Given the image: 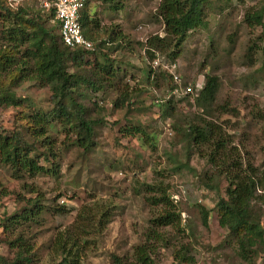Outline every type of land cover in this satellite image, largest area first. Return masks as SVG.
<instances>
[{
    "label": "rangeland",
    "instance_id": "1",
    "mask_svg": "<svg viewBox=\"0 0 264 264\" xmlns=\"http://www.w3.org/2000/svg\"><path fill=\"white\" fill-rule=\"evenodd\" d=\"M157 4L158 0L88 2L96 24L88 26L89 33L105 40L111 36L121 44L117 51L109 52L121 67L113 78L118 90L115 86L106 87L103 93L82 90L84 102L97 104L90 117L101 121L93 127V144L87 150L76 145L71 128L47 132L56 157L39 158V163L46 167L51 161L57 164L55 176L26 174L16 178L9 166L0 164V255L13 257L14 249L4 240L20 234L34 253L35 264H57L63 256L57 237L80 232L76 250L79 264H112L113 255L123 264H135L132 248L144 240L149 220L162 208L153 204L152 197L165 188L174 212L179 214V224L158 228L164 241L153 249L154 264H186L173 258L180 245H188L192 264H264V251L250 262L240 259L226 228L218 224L215 204L219 197H225L227 180L202 157L204 148L200 153L184 135V127L203 114V107L193 103L196 95L184 96L179 90L183 84L202 85L205 74L215 76V110L208 119L229 134L243 160L259 165L264 159V38L259 36L261 28L247 25L243 17L248 10L264 6V0H203V23L186 33L174 59L179 84L171 76L159 79L155 86L146 80L152 58L145 52V42L154 34L163 36ZM8 22L0 17V47L19 57L25 43L18 38L5 41L7 28L13 27ZM51 23L52 19L45 26ZM172 45L154 50L160 61H170L166 53ZM7 82L8 78H1L0 89ZM123 84L130 91L126 106L113 109L112 101ZM171 85L177 89L173 94ZM12 93L26 99L31 109L51 108L47 85L24 81ZM170 95L173 99L183 96V100L175 102L171 110L164 105L159 110L156 104ZM25 105L0 104L1 135L20 133L32 140V130H27L26 121L20 118L29 111ZM130 124L144 128L148 138L140 133L123 136L120 129ZM35 147L34 153L44 151L37 142ZM35 196L42 205L38 222L15 224L11 233L2 230L5 216ZM253 206L264 230V205L253 201ZM204 211L205 226L201 220Z\"/></svg>",
    "mask_w": 264,
    "mask_h": 264
},
{
    "label": "trees",
    "instance_id": "2",
    "mask_svg": "<svg viewBox=\"0 0 264 264\" xmlns=\"http://www.w3.org/2000/svg\"><path fill=\"white\" fill-rule=\"evenodd\" d=\"M89 1L85 0L79 12L81 32L85 38L92 41V48L86 50L65 46L57 33L56 22L49 24L48 27L45 26L53 17L51 10H44L27 2L11 7L6 0H0V17L5 21L9 20L8 24L13 26L7 28V37L4 34L1 36H4L5 41L7 39L15 41L18 38L20 42L25 43V49L19 57L12 55V50L9 53L7 49L0 47V79L8 78L6 85L0 89V104L4 107H14L25 103L29 111H26L24 115L21 114L20 118L26 121L27 130H32L29 134L31 141L25 139L20 133L12 134V136L0 134V164L9 166L16 178L26 174L49 176L57 174V164L51 161L50 167H46L39 163V158L53 160L56 157L55 151L51 148V137L46 135L49 130L54 131L60 127L71 128L75 134L76 145L87 150L93 144L91 141L94 136L93 127L101 121L90 117V113L97 108V104L92 102L90 107L84 102L86 94L82 90L103 93L109 86L113 89L115 86L117 89V83L113 78L121 67L118 61L109 57V52L117 51L121 44L118 41L115 43L111 36L105 40L89 33L88 26L90 24L96 26L87 7ZM202 2L203 0H158L156 10L163 25V36L154 34L146 39L145 52L149 58L154 57V50L162 51L172 43V48L166 53V57L170 59L169 63L174 62L186 33L203 23ZM263 17L264 6L248 10L243 17L247 25H256L261 28L259 35L261 38H264ZM50 30H53V33ZM91 56L96 59L91 60ZM204 76V83L193 98L195 105L203 107V114L195 116L196 121L188 122L182 131L191 145L197 147L200 153L204 148V153L201 154L205 155L202 157L206 158L218 175H223L227 180L225 197H219L215 204L218 224L226 228L227 236L234 241L237 256L250 262L259 252L264 251V230L259 224L258 212H256L258 210H255L253 206V201L264 205V159L258 166L246 159L243 160L240 150L232 143L229 134L218 123L208 119L211 111L215 110L212 102L217 82L215 76L207 74ZM166 77L171 78L166 71L151 66L146 68L148 83L153 81L156 86L159 79ZM32 80L39 86L47 85L49 88L50 93L47 99L51 104L50 109H31V104L28 105L26 99H18L12 93L14 87L24 81ZM170 88L169 91H172L176 87L171 85ZM129 93L127 86L123 84L119 95L112 101L111 108L121 109L126 106ZM78 96L81 99H77ZM182 100L183 96L173 99V95H170L166 100L156 102V105L159 110L163 105L171 110L175 102ZM219 108L222 112L226 111L225 106ZM120 130L123 136L140 133L142 137L148 138L144 132L145 129L139 125L130 124ZM36 142L44 151L33 152ZM152 198L153 204H160L162 208L149 220L144 240L132 248L135 264H154L153 249L157 242L164 241L158 228L177 227L179 224V214L174 212L165 188L158 197ZM25 201L26 204L19 210L5 216L2 230H9L11 233L15 224L27 221L38 222L42 211L39 197L27 198ZM166 206L170 208V211ZM102 217H99L100 223ZM201 220L205 226L206 211L202 212ZM80 238V232L57 237L58 249L63 255L57 264H79L76 250L79 248ZM4 241L9 248L14 249V254L10 259L0 255V264H35L34 253L30 251V246L25 243L20 234L11 240ZM177 252L179 256L177 254L178 257L174 255L173 258L192 264L193 258L188 255V245H180ZM112 264H123V262L113 255Z\"/></svg>",
    "mask_w": 264,
    "mask_h": 264
},
{
    "label": "built area",
    "instance_id": "3",
    "mask_svg": "<svg viewBox=\"0 0 264 264\" xmlns=\"http://www.w3.org/2000/svg\"><path fill=\"white\" fill-rule=\"evenodd\" d=\"M8 5L16 7L24 2L29 5L32 3L36 7L44 10H51L53 13L52 20L56 22L57 33L61 42L70 48L79 47L82 49L90 50L92 48V41L85 38L81 32L79 24V12L83 8L85 0H6ZM151 67L158 68L160 70L169 73L175 80L176 84H179V80L174 75V69L176 67L175 62H162L159 60L158 55H154L151 60ZM201 84L193 87L189 84H183L179 86L180 94L182 95H196L200 89ZM177 89H173L172 94Z\"/></svg>",
    "mask_w": 264,
    "mask_h": 264
},
{
    "label": "clouds",
    "instance_id": "4",
    "mask_svg": "<svg viewBox=\"0 0 264 264\" xmlns=\"http://www.w3.org/2000/svg\"><path fill=\"white\" fill-rule=\"evenodd\" d=\"M202 86V85H201ZM201 88V87H200ZM200 90V89H199ZM197 93H198V91H197ZM197 95V94H196Z\"/></svg>",
    "mask_w": 264,
    "mask_h": 264
}]
</instances>
